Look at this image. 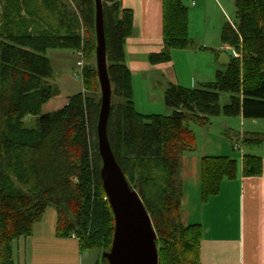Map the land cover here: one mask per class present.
<instances>
[{"label": "trees", "instance_id": "1", "mask_svg": "<svg viewBox=\"0 0 264 264\" xmlns=\"http://www.w3.org/2000/svg\"><path fill=\"white\" fill-rule=\"evenodd\" d=\"M234 5L235 21L221 30L231 53L214 79L193 88L171 83L164 92L171 113L144 114L133 105L123 50L132 11L119 0H102L107 71L112 94L119 98L111 99L107 135L151 217L159 264H201L202 228L180 220L182 156L196 149L188 123L207 127L220 115L264 118V0H234ZM94 13V0H0V264H16L13 240L31 235L47 206L56 211V237H75L80 252L110 249L114 218L99 175L95 65H83L81 92L63 107L41 113L42 105L59 94L45 52L82 50L89 60L96 45ZM187 23L183 0H163L164 48L151 54L150 62L167 60L171 48L195 45ZM221 92L230 93L222 106ZM27 116L36 118L31 127L24 123ZM224 130L243 144L264 142L262 131ZM239 165L227 156L203 157L202 199L216 194L223 179L236 177ZM260 172L259 157L244 154L241 173ZM99 264H108L102 254Z\"/></svg>", "mask_w": 264, "mask_h": 264}, {"label": "crops", "instance_id": "2", "mask_svg": "<svg viewBox=\"0 0 264 264\" xmlns=\"http://www.w3.org/2000/svg\"><path fill=\"white\" fill-rule=\"evenodd\" d=\"M119 1L121 7L129 8L133 14L132 32L126 37L123 50L131 74L133 105L138 112L170 114L172 110L164 101V92L169 84L198 87L212 81L216 70L227 63L229 54L225 50L230 47L221 41L227 0H183L188 7V35L195 45L171 48L169 58L157 62H150L149 56L164 48L163 0ZM199 16L208 19L210 25L197 26ZM161 106L166 107L162 113L151 109ZM235 117L241 122L244 119L241 115ZM229 119H219L220 127L235 131L233 120ZM210 121V126L198 125L192 129L196 149L186 151L182 156L180 220L185 226L198 224L202 228L198 249L201 264H264V142L243 144L240 137L238 141L235 137L214 132L211 129L212 118ZM245 131L257 130L245 128L240 134ZM234 143H238L237 148ZM246 153L259 157L260 173H241V161ZM205 156L235 158L240 168L236 177L221 181L216 194L202 199L201 159ZM45 228L44 222L35 221L31 235L15 240L23 239L22 247L26 248L29 242L42 238L38 235L45 232ZM54 231L55 226H51L49 232ZM51 238L56 240L53 236ZM12 252L14 257V249ZM14 260L17 264L16 257Z\"/></svg>", "mask_w": 264, "mask_h": 264}, {"label": "water", "instance_id": "3", "mask_svg": "<svg viewBox=\"0 0 264 264\" xmlns=\"http://www.w3.org/2000/svg\"><path fill=\"white\" fill-rule=\"evenodd\" d=\"M95 67L100 88L96 124L99 175L114 218L110 249L102 255L108 264H159L157 234L137 190L130 185L117 163L107 135L112 86L107 71L102 0H94Z\"/></svg>", "mask_w": 264, "mask_h": 264}, {"label": "rangeland", "instance_id": "4", "mask_svg": "<svg viewBox=\"0 0 264 264\" xmlns=\"http://www.w3.org/2000/svg\"><path fill=\"white\" fill-rule=\"evenodd\" d=\"M234 21L235 5L233 0H227L226 12L222 22H230L232 24ZM206 24L210 25L209 20L199 16L196 25L201 27ZM212 25L215 26L213 22ZM80 29H82V27H80ZM225 52L230 55V48L228 51L225 50ZM45 55L51 62L53 70L52 81L58 86L59 94L52 97L42 105L41 113L52 112L63 107L71 95L83 90L81 68L79 65H77V62H81V65H85L86 63H93L95 65V54L91 56L89 60H87L85 56L83 57L82 50L48 49L45 52ZM155 93L156 92H154V94ZM96 97L100 98L99 86L96 90ZM111 99L112 102L115 103L119 101V98L114 94H112ZM229 101L230 93L221 92L219 96V104L222 106L229 103ZM165 108V106H161L158 109L157 107L156 109L153 107L151 109H154L153 111L155 112L162 113ZM221 118H230L229 120H233L231 123H233L235 126L234 129L238 133H240L241 129H250V127H253L254 130L264 132V118H259L253 121L252 119H243L241 122V120H238L235 116L225 117L222 115L218 117H212L214 123L211 129L214 132H220L223 134L225 131V126L220 127L221 123H219V119ZM23 120L25 125L30 127L36 122V118L33 116H27ZM188 127L191 129H196L198 125L193 122H189ZM223 136H225V134H223ZM245 149H247V147H245ZM56 216L57 215L54 207L47 206L45 208L43 217L40 219V221L45 223L46 231L38 235L42 236L41 239H34L33 243L29 242L26 248L22 247L23 239L20 238L18 242L13 240L14 243L12 244V250L14 249V257L17 259V264H23L24 260L25 264H74V262L78 264V260L80 264H99L100 256L104 250L98 252L95 250H85L80 252L77 239L75 237L59 238L54 234L55 231L49 232V228L51 226L54 227L56 224ZM51 236L55 237L56 240L52 239ZM17 243L19 244L17 245Z\"/></svg>", "mask_w": 264, "mask_h": 264}, {"label": "built area", "instance_id": "5", "mask_svg": "<svg viewBox=\"0 0 264 264\" xmlns=\"http://www.w3.org/2000/svg\"><path fill=\"white\" fill-rule=\"evenodd\" d=\"M77 65H79L81 70H82L83 64L81 65V62H77ZM234 146H235V148H237L238 147V143H234Z\"/></svg>", "mask_w": 264, "mask_h": 264}]
</instances>
